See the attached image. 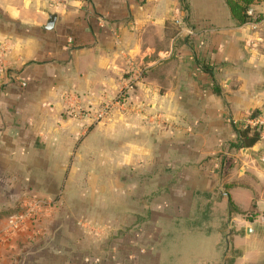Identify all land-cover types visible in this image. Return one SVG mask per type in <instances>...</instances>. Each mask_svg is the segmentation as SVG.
Instances as JSON below:
<instances>
[{
    "label": "crops",
    "instance_id": "0c3cea01",
    "mask_svg": "<svg viewBox=\"0 0 264 264\" xmlns=\"http://www.w3.org/2000/svg\"><path fill=\"white\" fill-rule=\"evenodd\" d=\"M228 1L0 0V232L51 203L0 264H264V0Z\"/></svg>",
    "mask_w": 264,
    "mask_h": 264
},
{
    "label": "built area",
    "instance_id": "2783aa9c",
    "mask_svg": "<svg viewBox=\"0 0 264 264\" xmlns=\"http://www.w3.org/2000/svg\"><path fill=\"white\" fill-rule=\"evenodd\" d=\"M51 3L54 7H65L71 0H46ZM249 15H253L252 11H248ZM23 86H26L25 82H23ZM130 86L128 87V89ZM124 94H121L118 98V101L122 100ZM66 100L70 105L74 103H80L79 99L73 94H68ZM73 116H81L86 119H91L92 121L101 122L108 118H110L112 106H104L99 110H93L91 108H83L81 104L77 105L75 108L72 107ZM71 110V111H72ZM249 127L256 130L259 133V141H264V110L256 116L249 124ZM258 161L264 165V152L259 155ZM27 208L25 210L19 211L13 215H11L8 220L6 227L0 232V243L4 242L5 238H13L20 232H22L29 223H34L38 221L40 215L44 213L47 208L51 207V203L46 200H38L35 199L31 203L26 204ZM25 205V206H26ZM24 206V207H25ZM259 222L264 225V210L260 214L258 218Z\"/></svg>",
    "mask_w": 264,
    "mask_h": 264
},
{
    "label": "trees",
    "instance_id": "16d2710c",
    "mask_svg": "<svg viewBox=\"0 0 264 264\" xmlns=\"http://www.w3.org/2000/svg\"><path fill=\"white\" fill-rule=\"evenodd\" d=\"M255 0H229L228 5L239 24H245L249 21L247 11ZM238 139L235 143H231V149L241 150L243 148H250L259 141V133L256 130L245 128L236 130ZM250 135V136H249Z\"/></svg>",
    "mask_w": 264,
    "mask_h": 264
},
{
    "label": "water",
    "instance_id": "95a60500",
    "mask_svg": "<svg viewBox=\"0 0 264 264\" xmlns=\"http://www.w3.org/2000/svg\"><path fill=\"white\" fill-rule=\"evenodd\" d=\"M56 20H57V16L54 14H50L49 15V22H48L47 26L45 27V29L47 31H52L55 27ZM248 151L249 150H244L243 154L247 153Z\"/></svg>",
    "mask_w": 264,
    "mask_h": 264
},
{
    "label": "rangeland",
    "instance_id": "374dc122",
    "mask_svg": "<svg viewBox=\"0 0 264 264\" xmlns=\"http://www.w3.org/2000/svg\"><path fill=\"white\" fill-rule=\"evenodd\" d=\"M28 200H27V202H26V204H28V203H31L33 200H35L34 199V197L33 196H31L30 198H27ZM38 199V198H37ZM38 200H43V199H38ZM24 204V203H23ZM26 204H24V205H26ZM25 208H27V205L24 207H22L21 209H20V211H22V210H25ZM46 211H49V208H47V210ZM13 214V213H12Z\"/></svg>",
    "mask_w": 264,
    "mask_h": 264
}]
</instances>
